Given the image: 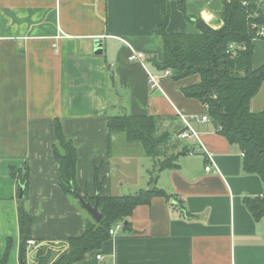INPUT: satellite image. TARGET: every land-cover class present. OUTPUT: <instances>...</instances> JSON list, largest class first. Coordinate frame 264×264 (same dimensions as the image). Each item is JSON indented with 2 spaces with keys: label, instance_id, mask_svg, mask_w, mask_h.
I'll return each instance as SVG.
<instances>
[{
  "label": "crops",
  "instance_id": "1",
  "mask_svg": "<svg viewBox=\"0 0 264 264\" xmlns=\"http://www.w3.org/2000/svg\"><path fill=\"white\" fill-rule=\"evenodd\" d=\"M222 5L223 0H0V259L9 244L2 264H21V197L11 168L28 167L24 206L34 216V244H27L24 264H34L40 246L56 247L55 255L66 250L67 239L81 235L90 218L59 187L52 154L56 120L77 147L81 195H94L96 170L104 196L147 189L154 175L155 187L172 197L152 196L137 205L129 226L74 264H264V216L254 219L244 203L245 197L262 196V180L243 171L239 146L210 120L201 121L205 107L183 94L199 75L176 80L157 66L162 44L156 30L166 13L167 32L196 33L195 17L208 24L220 18ZM131 49L145 60L129 61ZM263 64L264 39H255L252 65ZM263 109L264 81L250 101L252 112ZM124 113L156 118L158 132L168 135L160 159L173 157L176 168L153 173L155 161L141 143L128 142L122 132L110 134L108 116ZM182 115L198 139L178 136Z\"/></svg>",
  "mask_w": 264,
  "mask_h": 264
},
{
  "label": "trees",
  "instance_id": "2",
  "mask_svg": "<svg viewBox=\"0 0 264 264\" xmlns=\"http://www.w3.org/2000/svg\"><path fill=\"white\" fill-rule=\"evenodd\" d=\"M179 7L184 11L182 5ZM219 17L222 20L219 28H212L200 17H195L196 33L167 32L166 13L156 30L162 44V59L157 66L169 69L176 80L199 75V82L184 88L183 94L201 102L217 131L241 149L243 171L258 175L264 185V109L259 112L250 110V101L264 81V64L258 68L252 65L253 41L264 39V35H259L260 29L264 28V0H223ZM110 80L113 81L112 75ZM108 129L110 134L124 133L128 142L141 143L145 153L155 161L153 173L177 167L173 157L160 159L168 135L158 132L155 117L125 113L109 115ZM55 133L57 140L52 146V154L58 165L59 187L64 194L77 199L73 193V190L79 193L76 183L77 147L72 139L64 135L59 120L55 122ZM10 175L15 179L18 191L23 187L18 222L20 259L25 263L27 241L32 239L34 223V216L24 206L28 167L24 166L22 171L11 168ZM155 181L156 176H151L149 187L134 194L104 196L102 182L95 170L94 195L79 194L92 204L97 199L102 219L96 221L86 210L90 218L83 233L69 237L67 249L58 255L51 248L40 246L36 250L34 264H74L87 252L98 249L111 236L109 230L117 222L127 220L137 205L149 203L152 196H164L167 200L172 198L155 187ZM244 203L254 219L264 216V192L261 197H245ZM8 250L9 244L0 264L5 262Z\"/></svg>",
  "mask_w": 264,
  "mask_h": 264
},
{
  "label": "built area",
  "instance_id": "3",
  "mask_svg": "<svg viewBox=\"0 0 264 264\" xmlns=\"http://www.w3.org/2000/svg\"><path fill=\"white\" fill-rule=\"evenodd\" d=\"M243 3H245V2H243ZM259 35H261V36L264 35V28H261V29H260V31H259ZM231 47H232V45H231ZM128 60H129V61H132V62H134V61L143 62V61L145 60V54H144L143 52H141V51H137V50H135V49H131V52H130V54H129V56H128ZM164 74H165V75H169V74H171V71H170L169 69H165ZM149 82L151 83V86H152V87L157 86V79H156V76L149 75ZM181 119H182V121H183V125H184V127H183V129L178 133V136H179L180 138H183V139H190V138L198 139V137H199L198 131H196V130L192 127V125H191L190 121L188 120V118H186L185 116L182 115V116H181ZM200 120L206 122V121H209V118H208V116L205 114V115H202V116L200 117ZM207 155H208V157H209L210 159L212 158L211 155H209V153H207ZM211 169H212V165H211V164H209L208 166L205 167V170H206V171H210ZM122 227H123V222H121V221L117 222V223H116V224H115V225L109 230V234H110V235H114V234L116 233V231H117L118 229H121ZM27 244H28V245H32V244H34V241L30 239V240L27 241ZM98 258H101V257L98 255Z\"/></svg>",
  "mask_w": 264,
  "mask_h": 264
},
{
  "label": "water",
  "instance_id": "4",
  "mask_svg": "<svg viewBox=\"0 0 264 264\" xmlns=\"http://www.w3.org/2000/svg\"><path fill=\"white\" fill-rule=\"evenodd\" d=\"M222 24V21L220 18H212L211 20L208 21V25L212 28H219ZM95 53L99 54L102 52L101 50V43L99 40L95 41ZM23 193V187L20 188L19 190V196L22 197ZM73 193L76 195L78 201L81 203L82 207L87 210L90 215L96 220L100 221L102 219V214L98 210V204H97V199L95 202L92 204L90 201L85 200L79 193H77L75 190H73ZM124 227L127 225V220L123 222ZM21 264H24L23 261L20 259Z\"/></svg>",
  "mask_w": 264,
  "mask_h": 264
},
{
  "label": "rangeland",
  "instance_id": "5",
  "mask_svg": "<svg viewBox=\"0 0 264 264\" xmlns=\"http://www.w3.org/2000/svg\"><path fill=\"white\" fill-rule=\"evenodd\" d=\"M121 134L124 135L123 133H121ZM180 142L182 143V142H185V141L181 140ZM117 143H118V141H115V143H114V151H115V148H117ZM134 145H137V144H134ZM128 149H129V148H128ZM133 149H135V148H133ZM126 192H127V191H126ZM126 192H125L124 195H127ZM132 193H133V192H132ZM132 193H131V194H132ZM133 194H134V193H133ZM122 195H123V193H122ZM128 195H130V194H128ZM51 249H52V251H54V253L57 252V251H55V250H56V247H52ZM59 253H60V252H59ZM26 264H29V261H27Z\"/></svg>",
  "mask_w": 264,
  "mask_h": 264
}]
</instances>
